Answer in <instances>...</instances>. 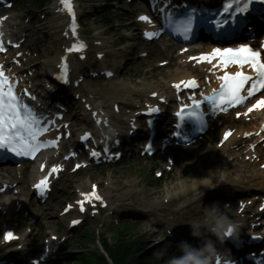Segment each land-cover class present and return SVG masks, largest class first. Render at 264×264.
Returning a JSON list of instances; mask_svg holds the SVG:
<instances>
[{
	"label": "snow or ice",
	"instance_id": "6c2138e0",
	"mask_svg": "<svg viewBox=\"0 0 264 264\" xmlns=\"http://www.w3.org/2000/svg\"><path fill=\"white\" fill-rule=\"evenodd\" d=\"M61 4L64 9L71 15L72 19L75 20V12L71 4V0H61ZM255 4L264 5V0H230L228 8L232 9L234 5H240L236 7V11L239 14L249 12V7H254ZM196 17V9H192L189 12L187 19L181 21L178 31L183 32L187 38L188 34L192 31L193 21ZM141 21L150 22L149 17L141 16L139 18ZM238 19V16H237ZM151 38L154 33L147 34ZM83 47V45H81ZM4 42L2 39V34H0V51H5ZM73 49H68L71 52ZM219 55L221 63L225 66L229 64H240L243 66L245 63L249 64L252 70L255 72V79L252 76L245 75L243 72H237L235 75H225L221 77L224 81L221 91L210 97H205L211 106L213 114L217 110L224 111V105L233 106L243 104L249 97L255 96L261 90H264V54L261 51H257L250 47L248 44H243L238 48H216L212 53V58ZM209 63L211 60L208 57ZM63 79V77H60ZM251 81V86L245 89ZM64 82H67L65 80ZM185 87L192 88L196 86V81L182 82ZM176 88H180V84L175 85ZM242 93H246L242 95ZM155 95V94H154ZM35 99V97H31ZM193 101V109L195 111H190L187 106L183 107L181 111L175 113L182 121L188 119H193L199 124L198 131H202L205 125L204 112L201 110L202 101L197 100L195 97H190ZM264 108V97L257 100L248 112H252L254 109ZM23 109L26 110L27 115L22 112V106L19 97L15 94V91L10 83V78L5 75V71L2 65H0V150L14 154L15 156H33L41 148L46 145L42 143L38 137L47 132L45 128H36L37 124L41 121L36 118L31 108L27 105H23ZM152 111L158 112L159 109H153ZM247 113H245L246 115ZM239 116L240 113H237ZM177 136L180 133H176ZM231 136V132H226L224 134V140H227ZM87 139V137H85ZM52 142H48L51 144ZM148 150H151V145L148 146ZM92 156H97L98 153L91 152ZM79 167V165H77ZM53 172L56 171L55 168L52 169ZM47 183L46 180H42L36 185L38 189L43 191V186ZM96 200H100L101 197L96 195L95 192L91 194ZM80 211L85 210L83 202H80ZM74 224L79 223V221H73ZM226 237H233V231L229 228L225 232ZM13 233L11 231L7 232L6 239H12ZM217 264H222L221 259L217 258Z\"/></svg>",
	"mask_w": 264,
	"mask_h": 264
},
{
	"label": "clouds",
	"instance_id": "9594fccd",
	"mask_svg": "<svg viewBox=\"0 0 264 264\" xmlns=\"http://www.w3.org/2000/svg\"><path fill=\"white\" fill-rule=\"evenodd\" d=\"M202 183L208 187L214 186L211 179ZM189 227L192 237L202 240L201 245L197 247L186 240L181 241L178 245L180 254L173 255L168 264H217L219 252L216 242L204 237L205 233H210L222 241L230 227V221L222 214L219 205L208 206L203 217L189 221Z\"/></svg>",
	"mask_w": 264,
	"mask_h": 264
},
{
	"label": "rangeland",
	"instance_id": "374dc122",
	"mask_svg": "<svg viewBox=\"0 0 264 264\" xmlns=\"http://www.w3.org/2000/svg\"><path fill=\"white\" fill-rule=\"evenodd\" d=\"M47 58V57H46ZM208 152H209V150H207L206 152H205V154H204V156H207V154H208ZM193 166H194V164H192ZM198 168L200 167V165H199V163H198V166H197ZM4 178H3V180H6V181H11V179L9 178V177H7V176H3ZM2 180V181H3ZM2 181H0V183L2 182ZM51 211H55V212H57L58 211V209H52ZM34 213H35V215H36V217L37 218H39V220L41 219V211H39L38 209H35L34 210ZM41 221V220H40ZM50 221V223H52V225L51 226H54L55 225V215H50V218H49V220L47 221V222H49ZM41 223V222H40ZM92 248H95V246H93Z\"/></svg>",
	"mask_w": 264,
	"mask_h": 264
},
{
	"label": "bare ground",
	"instance_id": "6f19581e",
	"mask_svg": "<svg viewBox=\"0 0 264 264\" xmlns=\"http://www.w3.org/2000/svg\"><path fill=\"white\" fill-rule=\"evenodd\" d=\"M225 164H227V163H225ZM225 175H227V176H229V175H231V173H225ZM237 177L238 178H243V176L241 175V173L240 174H237ZM0 180H2V177H0ZM255 180V177H251L249 180H241L240 182H239V184H237L238 186H251V183L253 182ZM203 181V180H202ZM196 182H194V184H195ZM184 184L182 183L181 184V186H183ZM236 185V186H237ZM232 186H235V185H232Z\"/></svg>",
	"mask_w": 264,
	"mask_h": 264
}]
</instances>
